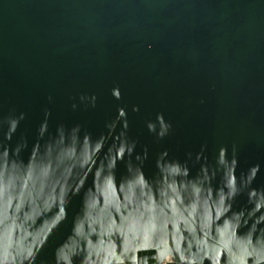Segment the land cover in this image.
Listing matches in <instances>:
<instances>
[{
	"label": "water",
	"instance_id": "95a60500",
	"mask_svg": "<svg viewBox=\"0 0 264 264\" xmlns=\"http://www.w3.org/2000/svg\"><path fill=\"white\" fill-rule=\"evenodd\" d=\"M264 264V0H0V264Z\"/></svg>",
	"mask_w": 264,
	"mask_h": 264
},
{
	"label": "built area",
	"instance_id": "2783aa9c",
	"mask_svg": "<svg viewBox=\"0 0 264 264\" xmlns=\"http://www.w3.org/2000/svg\"><path fill=\"white\" fill-rule=\"evenodd\" d=\"M169 262H170V259L167 258V259L163 260V261L161 262V264H169Z\"/></svg>",
	"mask_w": 264,
	"mask_h": 264
}]
</instances>
